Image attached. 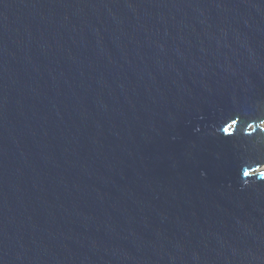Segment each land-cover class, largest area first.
I'll return each mask as SVG.
<instances>
[{
	"label": "water",
	"instance_id": "obj_1",
	"mask_svg": "<svg viewBox=\"0 0 264 264\" xmlns=\"http://www.w3.org/2000/svg\"><path fill=\"white\" fill-rule=\"evenodd\" d=\"M263 122L264 0H0V264H264Z\"/></svg>",
	"mask_w": 264,
	"mask_h": 264
},
{
	"label": "snow or ice",
	"instance_id": "obj_2",
	"mask_svg": "<svg viewBox=\"0 0 264 264\" xmlns=\"http://www.w3.org/2000/svg\"><path fill=\"white\" fill-rule=\"evenodd\" d=\"M223 131H224V133L230 134V129L228 127H225L223 129ZM245 175H248V173H245ZM262 175H264V174H262Z\"/></svg>",
	"mask_w": 264,
	"mask_h": 264
},
{
	"label": "bare ground",
	"instance_id": "obj_3",
	"mask_svg": "<svg viewBox=\"0 0 264 264\" xmlns=\"http://www.w3.org/2000/svg\"><path fill=\"white\" fill-rule=\"evenodd\" d=\"M264 169V164L261 166L260 170H263Z\"/></svg>",
	"mask_w": 264,
	"mask_h": 264
},
{
	"label": "rangeland",
	"instance_id": "obj_4",
	"mask_svg": "<svg viewBox=\"0 0 264 264\" xmlns=\"http://www.w3.org/2000/svg\"><path fill=\"white\" fill-rule=\"evenodd\" d=\"M262 125H264V122H263V124Z\"/></svg>",
	"mask_w": 264,
	"mask_h": 264
}]
</instances>
